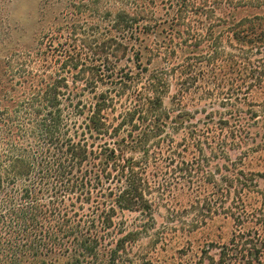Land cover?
<instances>
[{
  "label": "trees",
  "instance_id": "trees-1",
  "mask_svg": "<svg viewBox=\"0 0 264 264\" xmlns=\"http://www.w3.org/2000/svg\"><path fill=\"white\" fill-rule=\"evenodd\" d=\"M114 2L0 54V264H151L187 214L233 226L194 264H264V0Z\"/></svg>",
  "mask_w": 264,
  "mask_h": 264
},
{
  "label": "rangeland",
  "instance_id": "rangeland-1",
  "mask_svg": "<svg viewBox=\"0 0 264 264\" xmlns=\"http://www.w3.org/2000/svg\"><path fill=\"white\" fill-rule=\"evenodd\" d=\"M84 1L0 0V54L9 51H52L56 46L52 37L58 27V17L63 11L73 8V5H82ZM91 1L101 9L104 5H109L110 9L116 7L115 0ZM251 98L258 101L264 99V94L255 92ZM243 167L254 173L263 172L264 155L249 157L244 161ZM158 214L160 215L158 220L161 221L165 212L160 210ZM184 217L185 225L180 229L172 230H179L180 233H169L167 244L157 245L153 249L149 245L150 239H140L136 245V250L141 255L139 258L142 261L147 259L151 264H194L203 258L201 251L205 248L208 247L210 254L215 255L218 253V247L231 237L233 226L230 220L217 217L205 225H198L197 229L192 231V227L188 226L190 216L187 214ZM165 227L172 226L166 224ZM161 229L159 228V231ZM185 230L192 232L184 233ZM260 235L264 237V230L260 231Z\"/></svg>",
  "mask_w": 264,
  "mask_h": 264
}]
</instances>
